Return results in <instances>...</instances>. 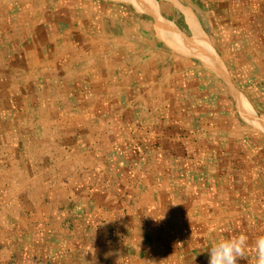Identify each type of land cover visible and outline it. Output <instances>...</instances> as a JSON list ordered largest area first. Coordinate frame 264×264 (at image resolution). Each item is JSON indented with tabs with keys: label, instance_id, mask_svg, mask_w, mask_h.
Instances as JSON below:
<instances>
[{
	"label": "crops",
	"instance_id": "crops-1",
	"mask_svg": "<svg viewBox=\"0 0 264 264\" xmlns=\"http://www.w3.org/2000/svg\"><path fill=\"white\" fill-rule=\"evenodd\" d=\"M231 84L264 121V0H0V264H209L239 234L254 264L264 129Z\"/></svg>",
	"mask_w": 264,
	"mask_h": 264
},
{
	"label": "clouds",
	"instance_id": "clouds-1",
	"mask_svg": "<svg viewBox=\"0 0 264 264\" xmlns=\"http://www.w3.org/2000/svg\"><path fill=\"white\" fill-rule=\"evenodd\" d=\"M248 241L246 234L219 239L210 247L209 264H238L240 259H250ZM251 252L254 254V264H264V233L256 236Z\"/></svg>",
	"mask_w": 264,
	"mask_h": 264
},
{
	"label": "bare ground",
	"instance_id": "bare-ground-1",
	"mask_svg": "<svg viewBox=\"0 0 264 264\" xmlns=\"http://www.w3.org/2000/svg\"><path fill=\"white\" fill-rule=\"evenodd\" d=\"M206 39L203 40V42H205ZM208 44V43H207ZM208 48L209 51L214 59V62L219 65L218 68V72L220 74H222L227 80H229L228 74L224 68V65L222 63V61L219 59L218 55L216 54V52H214L213 48L210 46V44H208ZM213 65V64H212ZM232 85V84H231ZM233 91L235 93V95L237 96L239 103H240V109L242 110L245 118L247 120H249L250 122L255 123L257 126L261 127L264 129V121H262L261 117H259L255 110L253 109V107L249 104L247 98L245 95H243L242 93H240V91L238 89H236L233 85H232Z\"/></svg>",
	"mask_w": 264,
	"mask_h": 264
}]
</instances>
